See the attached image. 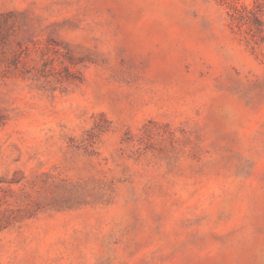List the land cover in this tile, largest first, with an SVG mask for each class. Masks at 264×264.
<instances>
[{
	"label": "rangeland",
	"instance_id": "374dc122",
	"mask_svg": "<svg viewBox=\"0 0 264 264\" xmlns=\"http://www.w3.org/2000/svg\"><path fill=\"white\" fill-rule=\"evenodd\" d=\"M233 1L0 0V264H264V43Z\"/></svg>",
	"mask_w": 264,
	"mask_h": 264
},
{
	"label": "trees",
	"instance_id": "16d2710c",
	"mask_svg": "<svg viewBox=\"0 0 264 264\" xmlns=\"http://www.w3.org/2000/svg\"><path fill=\"white\" fill-rule=\"evenodd\" d=\"M261 0H254L253 5L250 7L245 4H238L233 1L231 6V11L229 13L230 26L231 28H238L242 30L244 26L249 28L252 33L253 38L258 36L260 42L264 43V20L262 18L263 14V4ZM250 47L255 50L254 44H257L253 40L248 42ZM4 118L0 114V126L4 123ZM2 193V192H1ZM21 212V207L14 206L13 203L6 200V197L0 194V230L5 229L11 224V221L15 218L14 213Z\"/></svg>",
	"mask_w": 264,
	"mask_h": 264
}]
</instances>
